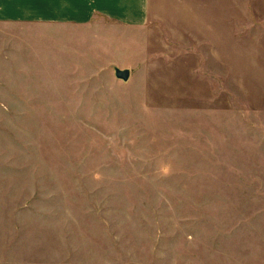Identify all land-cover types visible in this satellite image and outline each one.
<instances>
[{
  "label": "rangeland",
  "instance_id": "374dc122",
  "mask_svg": "<svg viewBox=\"0 0 264 264\" xmlns=\"http://www.w3.org/2000/svg\"><path fill=\"white\" fill-rule=\"evenodd\" d=\"M152 32L0 24V264H264V20L223 67Z\"/></svg>",
  "mask_w": 264,
  "mask_h": 264
},
{
  "label": "crops",
  "instance_id": "0c3cea01",
  "mask_svg": "<svg viewBox=\"0 0 264 264\" xmlns=\"http://www.w3.org/2000/svg\"><path fill=\"white\" fill-rule=\"evenodd\" d=\"M256 2L262 6L244 12L245 3ZM263 6L264 0H4L0 24L25 22L51 37L105 19L136 30L146 44L154 31L162 46L174 44L172 51L208 52L213 63L223 67L227 57L236 60L233 53L242 51L244 20L250 26L264 20Z\"/></svg>",
  "mask_w": 264,
  "mask_h": 264
},
{
  "label": "water",
  "instance_id": "95a60500",
  "mask_svg": "<svg viewBox=\"0 0 264 264\" xmlns=\"http://www.w3.org/2000/svg\"><path fill=\"white\" fill-rule=\"evenodd\" d=\"M114 76L122 81H127L130 76V70L128 68H114Z\"/></svg>",
  "mask_w": 264,
  "mask_h": 264
},
{
  "label": "snow or ice",
  "instance_id": "6c2138e0",
  "mask_svg": "<svg viewBox=\"0 0 264 264\" xmlns=\"http://www.w3.org/2000/svg\"><path fill=\"white\" fill-rule=\"evenodd\" d=\"M4 2V0H0V3H3Z\"/></svg>",
  "mask_w": 264,
  "mask_h": 264
}]
</instances>
